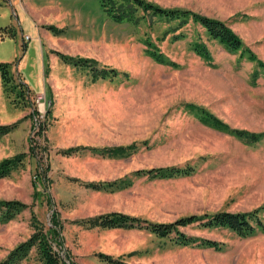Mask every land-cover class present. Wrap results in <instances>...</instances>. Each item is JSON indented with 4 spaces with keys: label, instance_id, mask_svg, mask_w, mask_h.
Wrapping results in <instances>:
<instances>
[{
    "label": "rangeland",
    "instance_id": "obj_1",
    "mask_svg": "<svg viewBox=\"0 0 264 264\" xmlns=\"http://www.w3.org/2000/svg\"><path fill=\"white\" fill-rule=\"evenodd\" d=\"M5 1L0 0V29L13 26L17 35L0 41V62L17 63L15 79L25 82L30 94L26 103H13L0 76V124L18 122L0 141V162L27 153L24 167L0 179V199L21 200L28 208L9 222L0 220V260L32 235L34 214L48 230L55 213L64 249L55 247L63 258L68 250L77 264H108L99 252L129 264H264V229L241 237L227 228H181L223 243L215 249L199 241L177 244L175 233L161 238L145 229H87L76 222L112 211L169 223L191 214L261 208L264 218V137L248 142L217 130L188 106H202L232 128L262 133L264 68L247 53L230 51L212 39L191 18L167 20L140 9L138 23H116L100 0H82L64 15L49 1L50 21L64 20L62 28L51 25L61 32L46 27L49 41L42 46L35 42L32 19L16 18ZM34 1L39 10L48 0ZM148 1L224 20L264 62V0ZM20 27L29 38H22ZM148 39L176 66L154 61L147 53ZM196 40L207 43L211 62L194 52ZM56 51L95 59L99 69L118 73L95 79L89 67L67 64ZM39 94L45 99L38 100ZM134 142L138 150L123 158L85 148L72 155L59 152ZM174 165H192L196 171L165 179L133 175ZM126 176L132 184L122 190L85 186ZM36 190L39 196L34 198ZM21 264H41L35 248Z\"/></svg>",
    "mask_w": 264,
    "mask_h": 264
},
{
    "label": "trees",
    "instance_id": "obj_2",
    "mask_svg": "<svg viewBox=\"0 0 264 264\" xmlns=\"http://www.w3.org/2000/svg\"><path fill=\"white\" fill-rule=\"evenodd\" d=\"M100 3L107 13V15L116 23L133 22L138 23V10L142 9L145 13L149 12L153 16H159L167 20L179 19L182 22L192 19L195 23H199L204 27L212 39L220 41L230 51H242V55L247 53L251 60L256 61L259 67L264 68V62L258 58L256 53L248 47L243 39L237 34L224 20L208 15H203L187 9L180 8H163L148 0H100ZM55 32H61L54 26H46ZM17 31L13 26H6L0 29V41L6 38H15ZM179 34L177 38H181ZM147 53L157 63L173 65L176 63L172 61L165 53H163L155 43L151 40H146ZM194 52L202 57L204 60L211 62L213 60L212 53L206 42L203 40H196L192 43ZM61 59L67 64L73 66L89 67L95 79L106 78L109 76H116L118 71L115 68L103 67L99 69L97 60L87 57L71 56L65 53L56 51ZM17 66L15 62H0V76L2 78L3 87L7 96L10 97L15 104L26 103L29 99L30 88L22 80L15 79L14 67ZM253 77H257V71L254 72ZM190 109L196 111L200 120L220 131L230 133L240 139L248 142H256L264 137V132L256 133L245 129H238L230 127L226 122L217 117L215 114L202 106L194 104L188 105ZM38 111L35 109L32 116L36 117ZM18 126V122L12 124H0V141L7 134L13 132ZM33 142V140H31ZM89 149L94 153L102 156L123 158L128 157L139 148L136 142L128 146L118 147H103L91 148L84 146H75L67 149L59 150L65 155H72L82 149ZM35 149V150H34ZM36 152V148L32 149ZM32 155V152H29ZM27 157L26 152L19 153L13 157H7L0 162V179L9 176L14 170L25 166ZM196 171V167L192 165L186 166H167L149 169H140L133 173L137 177H148L150 179H165L178 176H189ZM77 180V178H72ZM132 181L128 177H123L113 181H92L86 182L87 188H92L97 191H117L128 188ZM37 189V185L33 184ZM39 196L37 190L34 198ZM28 208V204L21 200H2L0 199V220L2 222H9L16 218L21 212ZM261 208H256L251 211L232 212L227 210L217 211L213 213L191 214L182 216L177 220L169 223L155 222L139 216H133L121 211H112L100 213L87 218H82L76 221L87 229H145L161 238L170 236L175 233V242L180 245H191L199 241V244L204 247H211L221 249L223 243L208 238H200L186 234L181 228L197 224L200 228H227L241 237H249L255 234L259 229H264V218L260 214ZM34 232L24 242L19 243L13 248L6 257L0 260V264H21L25 260L32 249L35 248L41 264H77L66 251V258H63L61 252L56 249L55 245L60 249H64V241L61 236L62 226L59 223L57 214L54 213L52 218V226L45 230L39 219L34 214L32 216ZM102 261L108 264H129L122 259V257H114L105 253L96 254Z\"/></svg>",
    "mask_w": 264,
    "mask_h": 264
},
{
    "label": "crops",
    "instance_id": "obj_3",
    "mask_svg": "<svg viewBox=\"0 0 264 264\" xmlns=\"http://www.w3.org/2000/svg\"><path fill=\"white\" fill-rule=\"evenodd\" d=\"M49 1L56 3L57 10H55V12L58 11V13H61L62 15H64L66 12L70 13L71 11H73L71 8L72 5L77 6V5L82 4V0H48L44 4H41L40 9L38 10L35 7L37 3L34 0H8L4 2L6 4L7 3L10 4L12 8L11 9L12 14L15 15L16 18L18 17L20 18L21 16L25 15V17L27 16L30 19H32L34 23L33 25L37 30L36 33L38 34L37 37H35V42H37V44L40 43L42 46L44 44V40H48L49 38V33L47 32L46 26H50V25H53V23H55L57 27L62 28V26L59 23H60V20H64V18L62 19L57 18L53 22L50 21V18H48V15L50 14L49 9H48ZM15 26L17 27V25ZM20 28L22 29V31H20L22 34V38L23 36L26 38H29L28 35H24L25 29L23 27H20ZM30 39H32V37H30Z\"/></svg>",
    "mask_w": 264,
    "mask_h": 264
},
{
    "label": "built area",
    "instance_id": "obj_4",
    "mask_svg": "<svg viewBox=\"0 0 264 264\" xmlns=\"http://www.w3.org/2000/svg\"><path fill=\"white\" fill-rule=\"evenodd\" d=\"M37 98H38V100L45 99V95L39 94Z\"/></svg>",
    "mask_w": 264,
    "mask_h": 264
}]
</instances>
